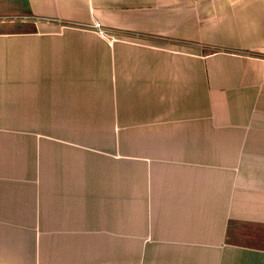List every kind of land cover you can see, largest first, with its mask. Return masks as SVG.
I'll list each match as a JSON object with an SVG mask.
<instances>
[{"label": "crops", "instance_id": "crops-1", "mask_svg": "<svg viewBox=\"0 0 264 264\" xmlns=\"http://www.w3.org/2000/svg\"><path fill=\"white\" fill-rule=\"evenodd\" d=\"M0 264H264V0H0Z\"/></svg>", "mask_w": 264, "mask_h": 264}, {"label": "rangeland", "instance_id": "rangeland-1", "mask_svg": "<svg viewBox=\"0 0 264 264\" xmlns=\"http://www.w3.org/2000/svg\"><path fill=\"white\" fill-rule=\"evenodd\" d=\"M254 232V227H250L248 225H242V226H237L236 227V233L238 236H234L235 233L230 229L228 238L233 240V239H241L243 241H248L251 238L250 233ZM235 237V238H234Z\"/></svg>", "mask_w": 264, "mask_h": 264}, {"label": "built area", "instance_id": "built-area-1", "mask_svg": "<svg viewBox=\"0 0 264 264\" xmlns=\"http://www.w3.org/2000/svg\"><path fill=\"white\" fill-rule=\"evenodd\" d=\"M94 27L97 29L98 33L101 34V35H104L105 34V29L102 28V26H100L99 23H95L94 24Z\"/></svg>", "mask_w": 264, "mask_h": 264}]
</instances>
